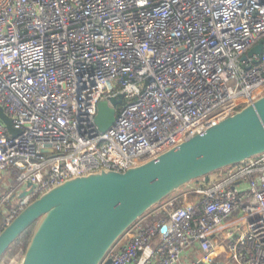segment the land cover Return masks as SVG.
<instances>
[{"label": "built area", "instance_id": "built-area-1", "mask_svg": "<svg viewBox=\"0 0 264 264\" xmlns=\"http://www.w3.org/2000/svg\"><path fill=\"white\" fill-rule=\"evenodd\" d=\"M261 38L264 0H0V110L16 131L0 119L5 223L64 180L156 159L264 95V50L243 57ZM119 95L99 131L98 103ZM105 259L264 264V151L169 193Z\"/></svg>", "mask_w": 264, "mask_h": 264}, {"label": "water", "instance_id": "water-1", "mask_svg": "<svg viewBox=\"0 0 264 264\" xmlns=\"http://www.w3.org/2000/svg\"><path fill=\"white\" fill-rule=\"evenodd\" d=\"M263 50L261 38L243 57ZM121 97L98 103L94 122L99 131L114 123L113 108ZM0 119L15 135L1 110ZM263 151L264 95L156 159L124 171L76 176L43 191L0 230V257L19 234L34 225L21 264H99L118 237L150 206L193 179Z\"/></svg>", "mask_w": 264, "mask_h": 264}, {"label": "trees", "instance_id": "trees-1", "mask_svg": "<svg viewBox=\"0 0 264 264\" xmlns=\"http://www.w3.org/2000/svg\"><path fill=\"white\" fill-rule=\"evenodd\" d=\"M6 225L5 214H0V230ZM34 225L27 227L21 234H19L9 246L8 250L14 251L16 246H22L24 249L30 239Z\"/></svg>", "mask_w": 264, "mask_h": 264}, {"label": "rangeland", "instance_id": "rangeland-1", "mask_svg": "<svg viewBox=\"0 0 264 264\" xmlns=\"http://www.w3.org/2000/svg\"><path fill=\"white\" fill-rule=\"evenodd\" d=\"M212 173H214V172H212ZM211 174V173H210ZM208 175V174H207ZM7 184H10V183H8L7 181H5V185L2 183H0V192H2L3 193V195H5V194H7L8 193V186L9 185H7ZM7 185V186H6ZM7 206H9V205H7ZM4 207V206H3ZM2 207V208H3ZM5 207L3 208V210H0V214H2V212H4L5 211ZM18 248V246H16L15 247V249H13L14 251L16 250ZM25 250V249H24ZM9 251H11V250H9Z\"/></svg>", "mask_w": 264, "mask_h": 264}, {"label": "crops", "instance_id": "crops-1", "mask_svg": "<svg viewBox=\"0 0 264 264\" xmlns=\"http://www.w3.org/2000/svg\"><path fill=\"white\" fill-rule=\"evenodd\" d=\"M5 181H7L8 183H10V184H7V185H11V180H10V178L8 177V175L6 174V172L5 171H2V170H0V183L2 184H4L5 185ZM14 184V183H13ZM6 185V186H7ZM13 185H11V187H12Z\"/></svg>", "mask_w": 264, "mask_h": 264}]
</instances>
